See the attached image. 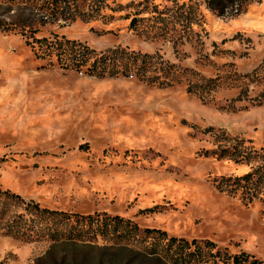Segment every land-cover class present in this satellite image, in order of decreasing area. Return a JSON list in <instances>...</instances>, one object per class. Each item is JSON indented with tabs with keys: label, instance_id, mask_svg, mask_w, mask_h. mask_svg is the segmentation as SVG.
I'll return each mask as SVG.
<instances>
[{
	"label": "rangeland",
	"instance_id": "1",
	"mask_svg": "<svg viewBox=\"0 0 264 264\" xmlns=\"http://www.w3.org/2000/svg\"><path fill=\"white\" fill-rule=\"evenodd\" d=\"M116 1L105 17L72 22L0 1L1 20L38 24L39 36L56 32L96 50L119 44L173 64L167 85L130 73L95 77L46 65L23 36L0 32V190L50 209L105 211L168 235L208 238L264 262L263 203H245L215 181L264 163V105L244 99L230 108L241 90L234 74L264 67V0L236 15H217L203 0ZM155 65L149 74L162 75ZM263 85L251 82L249 96ZM236 142L251 151L247 160L204 154ZM0 264L162 263L101 240L24 242L0 232Z\"/></svg>",
	"mask_w": 264,
	"mask_h": 264
},
{
	"label": "trees",
	"instance_id": "2",
	"mask_svg": "<svg viewBox=\"0 0 264 264\" xmlns=\"http://www.w3.org/2000/svg\"><path fill=\"white\" fill-rule=\"evenodd\" d=\"M1 3L17 6L32 4L41 14L51 18L72 22L77 18L89 19L102 14L104 7L114 10L120 6L116 0H0ZM254 0H203L206 7L217 15L239 14ZM102 14V15H101ZM111 17V15H109ZM136 18L130 19L133 25ZM40 27L25 25L0 19V32L17 33L23 36L36 58L45 60L46 65H57L61 69L75 70L95 77H116L133 74L137 79L159 85L169 84L167 64L156 53L139 52L126 46L116 45L104 50H96L86 42L70 38L64 34L50 32L39 36ZM154 68L161 74L150 75ZM163 62L167 66L162 67ZM240 80L241 90L230 100L248 99L251 105H264V85L253 96H249L250 83L264 78V67L259 66L251 73H235ZM213 79L200 85L205 88ZM245 85V86H244ZM189 87L188 91L197 94L204 101L203 89ZM210 88V87H208ZM79 148H87L81 144ZM216 154L217 157H229L234 161L247 160L251 151L239 147V143L224 145L220 149L204 151V154ZM220 190L238 193L245 203L259 199L264 205V163L252 170L234 176H221L215 179ZM19 207V210H12ZM0 232L6 236L24 242L45 241L50 244L59 242H78L97 244L101 240L106 245L124 246L136 249L145 257L160 261L162 264H264L262 260L245 251L231 253L227 247L218 246L208 238H186L168 235L165 230L154 227H141L129 218L105 211L77 213L41 206L33 200H25L19 194L7 189L0 190Z\"/></svg>",
	"mask_w": 264,
	"mask_h": 264
}]
</instances>
